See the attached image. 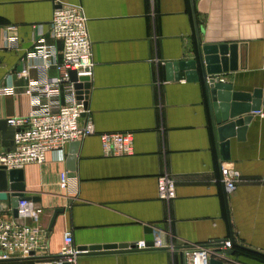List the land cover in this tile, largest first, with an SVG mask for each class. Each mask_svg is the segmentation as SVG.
Listing matches in <instances>:
<instances>
[{
	"label": "crops",
	"instance_id": "0c3cea01",
	"mask_svg": "<svg viewBox=\"0 0 264 264\" xmlns=\"http://www.w3.org/2000/svg\"><path fill=\"white\" fill-rule=\"evenodd\" d=\"M56 3L81 7L87 19L95 63L87 107L95 134L67 144L62 154H47L42 165L21 169L24 196L42 210L36 221L24 223L46 233L48 249L41 255L50 259L0 264H52L68 230L73 245L86 248L75 264H183L182 246L224 241L232 242L226 251L233 254L223 263L264 264L248 251L264 254V104L243 139H229L223 160L199 70L198 80L188 82L169 81L165 69L196 60L198 27L202 46L238 47L237 70L219 75L222 82L234 92L262 87L264 0H193V10L191 0H0V85L15 88V95L0 97V120L30 111L18 68L36 64L25 55L38 37L61 50L48 33ZM8 35L17 37L18 50L6 49ZM39 76L28 69V78ZM56 76L50 69L46 79ZM124 132L133 136L134 154L104 157L99 135ZM11 148L0 141V153ZM223 162L240 175L232 192L220 182ZM61 172L76 180L72 196L59 188ZM163 174L175 181L171 201L158 197ZM56 210L62 211L50 225ZM4 218H13L11 209L0 212ZM147 228L160 230L175 252L87 254L90 246H134Z\"/></svg>",
	"mask_w": 264,
	"mask_h": 264
},
{
	"label": "built area",
	"instance_id": "2783aa9c",
	"mask_svg": "<svg viewBox=\"0 0 264 264\" xmlns=\"http://www.w3.org/2000/svg\"><path fill=\"white\" fill-rule=\"evenodd\" d=\"M13 26H7L9 33ZM49 37L53 42L61 43V50L54 43L48 44L45 38L38 37L33 48L25 55L27 62H36L28 66L39 72V78H28V69L19 74L26 79L23 94L30 103L29 113L20 118L7 120L14 129L12 148L0 153V167L9 170H21L30 164L42 165L47 154H62L65 146L95 134L87 107L88 96L84 89L76 88L83 85L82 78L90 81L95 63L92 58L91 43L87 31V19L81 7L56 3L49 24ZM5 46L9 51L19 48L16 36L8 35ZM53 69L57 76L46 79L47 72ZM261 69L264 71V56ZM75 72L71 79L70 72ZM15 95L12 85H0V97ZM253 115L263 116L260 111ZM82 119V123L80 120ZM102 154L106 158L129 157L134 154L133 136L131 133H103L99 135ZM240 175L231 163L220 165V182L226 190H235ZM76 180L66 172L59 175V188L68 196L75 194L73 186ZM157 193L161 200L171 201L176 197L175 181L167 174L157 177ZM42 213L39 207L29 201L18 202L17 217L0 219V262L17 261L34 262L50 257H43L48 249L47 236L39 227L24 223L29 219L36 221ZM163 233L154 229L152 246L146 247L141 241L128 247L136 249H165L175 252L176 247L162 239ZM232 242H211L206 245L182 246L180 248L183 264H209L212 258L223 257V251L231 249ZM82 253L73 245L70 230L63 235V246L53 258L52 264H75L77 256Z\"/></svg>",
	"mask_w": 264,
	"mask_h": 264
},
{
	"label": "water",
	"instance_id": "95a60500",
	"mask_svg": "<svg viewBox=\"0 0 264 264\" xmlns=\"http://www.w3.org/2000/svg\"><path fill=\"white\" fill-rule=\"evenodd\" d=\"M192 1L193 0H191V8L193 10ZM195 32L197 36L196 60L166 64V78L169 81L172 79L176 81L184 79L188 82H194L198 80L199 70L205 87L213 135L221 150L222 159L228 160L229 139L235 137L238 141H241L247 126L253 118L252 113L260 111L261 105L264 104V81L262 87L255 88L251 92H234L232 85L222 82L223 80L219 75L228 71L234 72L237 70V45L202 46L199 40L198 27H195ZM22 69V65L19 66V72L22 71ZM70 75L73 81L76 80L75 72L71 71ZM82 80L85 81V83L83 85H76V88L84 89L88 96L90 81L88 78H82ZM13 135L14 129L8 126L6 120H0V141H2L4 147H8L12 143ZM77 145L78 142H74V146ZM22 182V170L7 171L5 168L0 167V212L11 209L12 216L16 218L18 202L23 200L34 201L24 196ZM61 211L62 210L54 211L50 225H52L56 214ZM144 241L146 247L152 246L151 228L146 229ZM234 246L238 247L237 244H234ZM85 249L86 248H81L79 250ZM244 249L248 250L247 248ZM88 250L87 254H100L133 253L138 251H151L154 249L146 248L139 250L134 247L128 249L125 246H120L119 249H116L111 246H90ZM248 251L264 257L263 253L253 250ZM222 254L223 257L212 258L209 264H225L221 259H225L226 256H232L233 252L223 251ZM57 257L58 256H56V258Z\"/></svg>",
	"mask_w": 264,
	"mask_h": 264
},
{
	"label": "trees",
	"instance_id": "16d2710c",
	"mask_svg": "<svg viewBox=\"0 0 264 264\" xmlns=\"http://www.w3.org/2000/svg\"><path fill=\"white\" fill-rule=\"evenodd\" d=\"M254 256H256L258 259L264 261V257H262V256H260V255H256V254H254Z\"/></svg>",
	"mask_w": 264,
	"mask_h": 264
}]
</instances>
